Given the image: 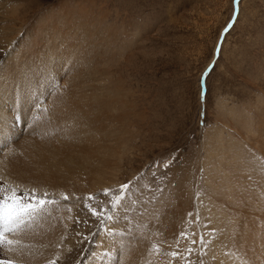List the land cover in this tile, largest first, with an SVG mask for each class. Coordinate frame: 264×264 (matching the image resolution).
<instances>
[{"label": "rangeland", "instance_id": "1", "mask_svg": "<svg viewBox=\"0 0 264 264\" xmlns=\"http://www.w3.org/2000/svg\"><path fill=\"white\" fill-rule=\"evenodd\" d=\"M233 9V0H0V32L12 41L9 63H20L21 54L33 49L55 55V72L40 75L47 95L23 100L15 84L7 85L19 129L27 126H20L22 115L30 124L34 103L55 102L51 92H65L62 82L75 72L89 83L88 93L119 97L105 122L109 132L120 128L127 140L117 167L108 165L99 189L95 176L88 194H69L62 205L56 200L55 210L64 215L60 227L71 232L77 252L72 264H246L244 213L264 195V0H242ZM50 48L55 49L48 53ZM34 59L27 58L28 65L47 66L43 58ZM125 184L130 187L121 192L123 206L114 208L111 196ZM77 197L79 211L72 206ZM89 205L101 217L109 210L114 220L106 225L115 235L103 231ZM181 232L188 239L180 238L177 246ZM173 251L179 255L172 257ZM5 257L0 254V260Z\"/></svg>", "mask_w": 264, "mask_h": 264}, {"label": "bare ground", "instance_id": "2", "mask_svg": "<svg viewBox=\"0 0 264 264\" xmlns=\"http://www.w3.org/2000/svg\"><path fill=\"white\" fill-rule=\"evenodd\" d=\"M79 11H81V9ZM81 12H83V10ZM2 24H5V22H2ZM8 37V35L0 32V61L3 60L0 67V146L3 143L7 146L3 151H1L2 153H0V177L4 178L3 183L6 185H18L21 191L25 188H35L38 193H43L46 190L52 194L51 198L59 200L61 205L63 203V199L59 197V195L61 196L63 190L67 191V195H77L78 193L81 194L84 192L88 194L87 190L90 189L92 177L96 176L93 180H95L94 182H97V184L94 183L95 188L99 189L103 185L101 180L106 173V171L104 173V170L108 167V165L109 168L110 165L113 168L117 167V157L121 152L124 154L126 150L123 142L125 143L126 141L127 143V140L123 141L124 137L121 134L120 128L118 131L116 130L117 133L114 135L112 131H108V126H105V122H108L109 120L108 113L111 112L110 110L116 109L115 105L118 102L117 99H119V97H114V95L108 94L110 99L106 100V98L104 99V97L102 98L99 96L100 94L97 92L95 93L92 91V93H88L87 87L89 83L87 84V80L84 79L82 73L78 76V73L75 72L73 76H67L66 79L63 80L62 83L65 85V88L63 87V91L65 92H62V94H59V92L54 93L58 88L51 92L52 96L50 95V97H54L53 99L56 100L55 102L53 101L54 103L52 101L50 102L51 98L49 101L45 98H39L37 102L34 103L32 107L35 106L34 110H36L32 112V115L34 116L33 121L30 124L27 123L25 116L22 115L23 122L21 119L20 126L22 127V124L24 127L25 125L27 126L26 128L19 129L15 119V117L18 116L15 115L13 110L14 105L9 104L11 100L8 99L7 85L10 82L13 85L15 84L18 87L20 99L23 100L33 101V96L37 94L47 95L48 89H46V86L45 88L42 87L40 75L43 73L51 74L55 72V68L52 66V61L54 60L55 55L54 52L46 55L41 52L42 50L34 51V46L31 44V48L33 49L32 53L21 54V57L23 58H20V63H17L18 61L9 63V59L7 57L9 56L8 47H10L12 41H6ZM38 37L39 35L34 40H37ZM54 49L55 48H50L47 52L49 53V51H53ZM96 49L98 50V48ZM3 56L4 59H2ZM29 57L36 59L43 58L46 60L47 66L44 68L37 64L28 65L29 60L27 61V58ZM84 67L85 66L83 65V68ZM75 68H77V65H75V62L73 61L71 63V69L74 70ZM100 72L98 73L100 74ZM62 83L60 87H62ZM91 88H94V86ZM44 100L47 102L45 105L43 104ZM125 102L126 100L124 103ZM23 107L25 109L26 104H24ZM24 112L26 113V111ZM120 118L121 116H116V118H114L116 124L120 122ZM257 133H259V131ZM122 158H120L119 161ZM114 172H116V170H114ZM226 176L228 178V175ZM113 179H115V177ZM113 179L111 180L113 181ZM80 180L81 182H87V184L84 182L85 185H83L79 182ZM110 183L112 184V182ZM72 186H74V188H72ZM72 189L76 190V192L72 191ZM233 190H236V188ZM66 193L63 192V194ZM78 200L82 199H77L76 202H72V206L74 205L73 209L76 211H79L80 208L79 205H76L79 202ZM249 201H251V197L249 198ZM247 204L249 203L244 204L243 208H245ZM55 206L56 205L49 206L51 215L38 219L25 233L15 237V239L21 240L22 244L27 245V247H23V245H21V247L17 248V251H4L2 254H4V256L6 254L9 258L11 257L12 259L17 260L18 264H43L44 262L47 263L48 261L50 262L57 258H61V261L63 262L62 264H72L76 260L77 252L76 249L74 250L75 247L72 244L73 242H71V232L67 234L68 229L66 233L64 229L63 233V228L61 229L60 227L61 224L64 223H59V218L62 217L63 214L60 211L61 209L59 210V207L55 210ZM236 209L239 208H235L234 210ZM244 214L247 216V232L240 237H242V239L243 237H246L245 241L242 242V250L244 249L247 253V255L245 254L246 264H264V226L260 227L257 225L258 221L264 222V195L260 197L258 196V198L250 204ZM67 222L69 226L73 224L71 216L68 218ZM62 233L64 236L63 238L66 237L65 240H67V245H62L64 248L59 245ZM121 238L118 240L120 241ZM102 240L103 241L101 242L104 243L102 244L105 245V239ZM239 246L241 248L240 244ZM59 247L62 248L60 251ZM139 252L141 251L138 250L136 253L138 254ZM122 256L124 257L123 254ZM43 258L47 259L43 260ZM126 261L127 260L125 259V262Z\"/></svg>", "mask_w": 264, "mask_h": 264}, {"label": "snow or ice", "instance_id": "3", "mask_svg": "<svg viewBox=\"0 0 264 264\" xmlns=\"http://www.w3.org/2000/svg\"><path fill=\"white\" fill-rule=\"evenodd\" d=\"M242 0H233L234 11L238 8ZM227 27V26H226ZM203 99L207 100V97L203 95V90L201 93ZM3 177H0V253L14 252L17 251L18 245H21L22 242L19 239H15L25 233L38 219L51 215L49 206L56 205L57 201L52 199V194L48 191L43 193H38L35 188L32 189H23L20 190L18 185H6L2 183ZM130 185L125 184L121 185L120 192L113 194L111 200L113 207L123 206L121 201L124 197L121 196V192L126 193ZM105 196H109V192L104 193ZM63 200H68L69 196L67 194H62ZM79 199V197H77ZM95 199L92 196L88 197V200ZM90 211L94 216H97L100 219L101 224L104 225L103 231L108 234L115 235L116 233L107 227V221H113L114 217L106 214L109 210L104 209L105 215L101 217V213L89 205ZM71 211V209H69ZM191 215V214H190ZM126 218V217H125ZM189 223H192L190 220ZM93 235H98V233H93ZM124 235V233H120ZM195 236V233H192ZM180 238L188 239L187 232H181L179 237L176 240L177 246H179ZM87 239V237H85ZM199 242L201 244L205 243L204 237H199ZM192 244L197 243V240L193 239ZM100 245H97L99 247ZM27 247V245H23ZM156 251H159L158 246H156ZM192 249L189 248L188 252L191 253ZM95 255V253H93ZM108 255L107 253L102 254L98 259H103L104 256ZM172 257L179 255L178 252L173 251L170 253ZM0 264H18V261L12 258H6L0 260ZM49 264H56L55 260L49 262Z\"/></svg>", "mask_w": 264, "mask_h": 264}]
</instances>
